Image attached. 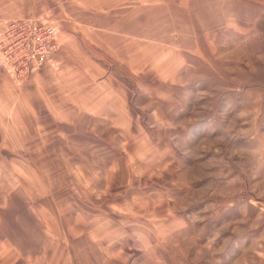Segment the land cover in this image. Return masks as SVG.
<instances>
[{
    "label": "rangeland",
    "instance_id": "374dc122",
    "mask_svg": "<svg viewBox=\"0 0 264 264\" xmlns=\"http://www.w3.org/2000/svg\"><path fill=\"white\" fill-rule=\"evenodd\" d=\"M22 19L56 38L5 72L0 264H264V0H0L2 65Z\"/></svg>",
    "mask_w": 264,
    "mask_h": 264
},
{
    "label": "built area",
    "instance_id": "2783aa9c",
    "mask_svg": "<svg viewBox=\"0 0 264 264\" xmlns=\"http://www.w3.org/2000/svg\"><path fill=\"white\" fill-rule=\"evenodd\" d=\"M8 46L3 48V64L15 77H22L48 63L54 50L56 31L47 21L22 19L13 22ZM6 41L0 40L5 46Z\"/></svg>",
    "mask_w": 264,
    "mask_h": 264
},
{
    "label": "crops",
    "instance_id": "0c3cea01",
    "mask_svg": "<svg viewBox=\"0 0 264 264\" xmlns=\"http://www.w3.org/2000/svg\"><path fill=\"white\" fill-rule=\"evenodd\" d=\"M1 65L2 64H0V148H4V149H11V148L16 149V148H20V147L26 148L25 144L24 145H20L19 144L21 142V140H20V138L18 137L17 134L21 133V131L19 129L20 122L18 120H6V118H8V119L10 118V117H7V116H10L12 114V112H13V110L11 108V102L13 101V99L14 100L16 99L17 95L19 96V93L17 92V87L18 86H16L15 82L13 83L11 78H9L7 76L6 73H8V71H7L6 67H5V65L4 64L2 65L4 67V68L2 67L3 69L1 68ZM47 65H48V63H46L44 65H41L39 68L29 72L27 75H24L22 77H19V76L15 77L14 75H11V76H13L15 78L14 80L18 82L21 79L25 80L30 75H32L33 78H31V80L32 81L34 80L33 81L34 85H36L37 78L38 77L42 78V76H43L42 73L45 70V68L47 67ZM34 90H35V88H34ZM13 92H15V94L12 96ZM1 94H4V95L1 96ZM41 95L42 94H40V96ZM7 96H9V98L7 100L5 99L6 102H5V100L4 101L1 100V97H5L6 98ZM28 97H32V94H29V95L25 96V99H24L25 102H27L29 100ZM62 100H63V98L61 97L60 101H62ZM24 106H25V110H24L25 111V113H24V118L25 119L23 121V126H24L25 129L27 127L31 126V128L26 129L25 131L30 132V133H33V132L36 133V132H38V130H37L36 126L35 127L32 126V123H33L32 122V116L33 115L36 116L38 110H36V109H34V111L29 110L28 109L29 108V104H27V103H24ZM57 107H58V104H57ZM61 108H62V106H61ZM26 109H28V110H26ZM62 114H63V110H61V112H58V110L56 109L55 117H62ZM13 115H14V119H17L16 117L21 116L20 115V111L15 112ZM28 117L30 119V122L27 120ZM55 130L57 131V129H55ZM51 131H53V130H51ZM9 133L11 134L10 137L8 136ZM12 133H13V135H12ZM4 142L6 144H4ZM13 195H14V193L11 194V197ZM0 201H2V200L0 199ZM0 228H4L2 226L1 222H0ZM1 238H2V240L7 241L8 244H10V240H9L10 237L9 236L1 237ZM45 245H47V244H45ZM12 255H13V257L20 256L16 252H13ZM41 256H43V253L41 254ZM24 258H25V260H26V258H29L31 261H35L34 260L35 257L31 256V254L28 255V254L24 253ZM37 258H38V260L41 259L40 256L37 257ZM13 259L14 258H11V259H8V260L11 261ZM9 261H7V262H9Z\"/></svg>",
    "mask_w": 264,
    "mask_h": 264
}]
</instances>
